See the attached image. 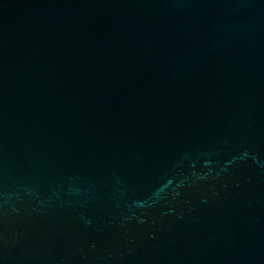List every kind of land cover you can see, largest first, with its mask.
<instances>
[{"label": "water", "instance_id": "water-1", "mask_svg": "<svg viewBox=\"0 0 264 264\" xmlns=\"http://www.w3.org/2000/svg\"><path fill=\"white\" fill-rule=\"evenodd\" d=\"M0 264H264V0H0Z\"/></svg>", "mask_w": 264, "mask_h": 264}]
</instances>
